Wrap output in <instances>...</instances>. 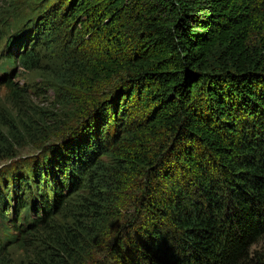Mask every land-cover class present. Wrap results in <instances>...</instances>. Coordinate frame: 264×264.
<instances>
[{
  "label": "trees",
  "instance_id": "1",
  "mask_svg": "<svg viewBox=\"0 0 264 264\" xmlns=\"http://www.w3.org/2000/svg\"><path fill=\"white\" fill-rule=\"evenodd\" d=\"M4 41L0 161L82 120L0 169V264H264V0H15Z\"/></svg>",
  "mask_w": 264,
  "mask_h": 264
},
{
  "label": "rangeland",
  "instance_id": "2",
  "mask_svg": "<svg viewBox=\"0 0 264 264\" xmlns=\"http://www.w3.org/2000/svg\"><path fill=\"white\" fill-rule=\"evenodd\" d=\"M15 3V0H0V7H4L7 5V8ZM63 29V28H62ZM62 30H56V33L58 36L61 35ZM43 42H46L44 40ZM0 42V51L4 49V44H1ZM51 45V43L49 44ZM56 49L62 48V44L55 46ZM49 57L53 58L54 63H58L59 59L61 61L62 56L61 55H52L51 52L47 54ZM62 62V61H61ZM63 63V62H62ZM61 64V63H60ZM47 65H42V70L39 72H33V73H28V71L20 68L19 66L15 68V71L19 72L20 76L16 78L15 82L21 88V90L25 91L26 93V98L29 99L33 104L35 105H40V108H48L50 107L56 99L55 92L53 91L52 87L49 86V72H55V69L53 70L52 68L53 65L49 64V67H46ZM51 67V68H50ZM13 77L11 76V79ZM12 106L11 103L9 102V99L7 98L6 90L5 88H2L0 85V108L2 107H10ZM91 108L87 112H89ZM81 117L79 118H74L73 122H69L66 125V128L61 129L59 131H53L51 136L41 142L37 143L36 140L34 141H26L23 143L20 147L16 149V155H18V158L15 159L22 162L26 161L27 159L37 156L41 153L42 149L46 146H50L49 144L56 145V143L61 141L62 139H66L67 136H69V130L75 129L76 126L80 123ZM58 142V143H59ZM15 161H0V169L4 168V166L9 165L10 163H13ZM10 258L13 260V263L19 264L20 263V254L18 253V250H15L11 252Z\"/></svg>",
  "mask_w": 264,
  "mask_h": 264
}]
</instances>
